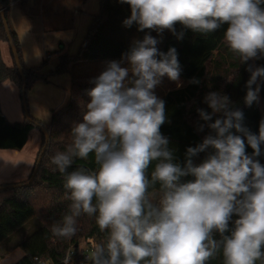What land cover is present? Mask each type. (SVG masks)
Instances as JSON below:
<instances>
[{"label": "clouds", "instance_id": "1", "mask_svg": "<svg viewBox=\"0 0 264 264\" xmlns=\"http://www.w3.org/2000/svg\"><path fill=\"white\" fill-rule=\"evenodd\" d=\"M130 8L125 25L133 22L139 31H175L180 24L195 32L209 33L227 24L224 40L230 51L243 61L264 54V0H120ZM157 40L146 35L128 54L130 68L112 62L95 80L88 111L73 130V142L66 152H57L52 163L60 172L73 156L87 158L95 152L99 172L86 175L73 172L67 178L71 189L73 215L64 218V226L53 228L58 236L75 235V220L83 212L98 211L97 224L110 229L107 259L105 248L94 245L93 264H205L214 255L217 242L213 230L223 235L235 213L234 230L223 239L225 264H264V166L245 153V141L229 130L245 132L253 155H259L258 141H264V120L259 136L242 129L240 111L225 112L210 127L217 138L207 137L195 155L209 145L216 151L199 166L188 161L187 171L171 162L167 139L160 133L165 122L164 102L152 93L159 78L167 75L179 79L175 48L167 54L158 52ZM159 57V59L157 58ZM247 82L246 103L257 99L259 87L252 85L264 77V67H257ZM131 72L129 83L126 78ZM198 82V81H193ZM214 113L226 108L228 98L217 93L207 96ZM205 121L211 116L201 112ZM233 118L237 123H233ZM227 133V135H226ZM163 158L155 166L152 181H160L165 189L161 207L147 202L149 181L145 170L153 160ZM191 174L194 180L178 183L181 176ZM243 199L238 200L240 194ZM96 198L97 204L92 201ZM121 257L123 259H121Z\"/></svg>", "mask_w": 264, "mask_h": 264}, {"label": "trees", "instance_id": "2", "mask_svg": "<svg viewBox=\"0 0 264 264\" xmlns=\"http://www.w3.org/2000/svg\"><path fill=\"white\" fill-rule=\"evenodd\" d=\"M13 1L0 0V42L9 41L3 19L4 14L23 71H20L16 63L11 45L12 65L4 62L0 48V83L6 80L13 81L19 88L23 102L28 89L38 80L48 82L50 75L61 73L69 74L71 79L69 100L53 111L48 124H43L38 118L29 114L27 103L26 107L23 103L24 118L10 121L0 104V148L22 149L33 128H39L42 136L29 177L18 182L0 184L4 186L0 190V257L8 254L12 249L19 248L23 255L13 264H65L69 250H73L74 258L71 264H88L85 260L86 256L80 251V238H94L99 241L109 238L110 229L102 231L96 222L98 211L88 214L81 210L78 216H73L76 233L71 237L58 236L53 232V228L64 226L66 216L73 215L72 190L65 187L68 176L73 172L95 175L100 169L94 151L90 152L87 158L73 156L64 172H60L52 163V157L57 152H66L72 144L74 139L72 130L79 123L84 122L83 117L91 102L90 92L95 87L96 78L100 75H74L72 70L80 62L128 61V54L136 46V42H142L146 35H151L157 40L155 46L158 52L167 54L169 49L175 48L179 77L184 85L169 89L157 99L164 102L165 122L160 126V133L168 141L167 149L172 154L171 162L185 171H187L189 160L193 166H199L210 155L215 154L216 150L210 145L192 156L188 155V149L198 148L209 136L217 138V132L210 127V124L216 119L223 120L226 111H240L242 116L238 122L241 128L252 135L259 136L260 123L264 120V77H258L252 85L253 90L259 87L257 99L248 105L245 98L248 91L247 82L252 74L249 69L254 71L257 67H264V54H260L253 60L250 58L243 61L238 53L230 51L224 40L227 24H221L219 28L209 33L195 32L179 22L174 25L175 31L168 29L162 32L150 29L139 31V25L135 22L130 26L124 24L130 16V8L126 3H121L120 0H100V9L98 13L92 14L78 51L69 53L61 46L55 50L58 58L55 68L44 71L42 68L45 62L41 66L26 67L24 65L18 33L8 14L9 6ZM260 7L264 9V3ZM130 79L131 72L125 80L126 86H131ZM210 93L227 97L226 108L214 113L206 99ZM202 111L210 115L211 120L205 121L201 116ZM233 123H237L235 118ZM229 131L244 139L246 155L264 166V141H258L259 155H253V149L247 142L245 132H237L235 128ZM44 147L45 150L42 152ZM39 156L41 160L38 162ZM161 161L163 158L151 161L145 170V176L149 181L146 192L147 202L155 208L161 207L166 191L160 181H152L155 166ZM36 167L34 179L27 184ZM190 180H194V177L189 173L181 176L178 183H186ZM243 196L242 193L237 199H243ZM92 203L96 205L94 199ZM238 218L233 213L228 230L223 235L213 230L211 238L217 242V248L205 264H225L223 239L231 235L235 220ZM23 231L24 235L11 249L2 251L16 234ZM104 248L102 259H107V245ZM90 264H93L92 259ZM140 264H147V258ZM256 264L261 262L257 261Z\"/></svg>", "mask_w": 264, "mask_h": 264}, {"label": "rangeland", "instance_id": "3", "mask_svg": "<svg viewBox=\"0 0 264 264\" xmlns=\"http://www.w3.org/2000/svg\"><path fill=\"white\" fill-rule=\"evenodd\" d=\"M78 2L81 3L82 0H54L48 5L49 9H46V4L44 3L46 11L44 12L43 21L38 24L39 27L26 29V32L21 30L18 38L22 59L26 67L41 66L45 62L42 69L50 71L55 68L57 61L55 50L63 46L69 53H76L78 51L80 43L86 34L88 24L91 21V14L98 13L100 9V0H86V12L72 14L73 7ZM39 3H41V0H38ZM14 10L15 7H10L8 10L10 20L13 19V16L15 17ZM37 10V13L41 14L39 6ZM33 21L35 22V26H37L36 22L38 21ZM13 22L14 20H12ZM30 30L33 32L31 33ZM7 42L10 46V42ZM112 62L119 63L121 67H131L129 61L124 60H94L78 63L73 68L72 73L74 75H99ZM180 85H184L180 77L178 80L173 81L165 75L159 78V83L151 91L158 98L162 93ZM69 87L70 78L67 73L52 74L48 82L42 80L36 81L28 89L26 95L29 114L38 118L43 124H48L53 111L63 106L68 99ZM20 105L23 106L22 100ZM93 199L97 204L96 198L94 197ZM22 235H24V231L16 234L2 251L11 249ZM96 244H103V241L97 240L96 243V241H91L87 238H80L79 240L80 251L86 256L85 260L88 261V264H90L91 253L95 251L94 245ZM22 255L21 249H12L8 254L0 257V264H11Z\"/></svg>", "mask_w": 264, "mask_h": 264}, {"label": "crops", "instance_id": "4", "mask_svg": "<svg viewBox=\"0 0 264 264\" xmlns=\"http://www.w3.org/2000/svg\"><path fill=\"white\" fill-rule=\"evenodd\" d=\"M53 1L54 0H41V3L39 4L38 0H14L11 2L9 9L10 7H15L13 12L15 17H12L14 24L12 23V25L17 33L20 34L21 30L26 32V29L29 30V28H38L39 22L43 21L44 12L46 9H49L48 5H50ZM85 2L86 0H82V4L78 2L75 7H73L72 14L86 12ZM44 3L46 4V9L44 8ZM38 6L40 7L41 14L37 13ZM91 12L93 13V11ZM33 20L38 21L36 22L37 26H35V22ZM30 32L32 33L33 31L30 30ZM0 48L4 62L7 65H12L13 56L11 54V48L8 42L2 40L0 42ZM68 76L70 78L69 74ZM68 100L69 95L66 102ZM0 104L3 112L10 121L22 120L24 118L25 110L24 107L20 105L21 97L19 88L13 81L6 80L0 83ZM41 138V130L39 128H33L30 131L28 140L22 149L17 150L10 148H0V184L4 182H18L29 177L34 166L38 150L40 148ZM20 257L18 259H20ZM16 261L12 262L11 264L15 263Z\"/></svg>", "mask_w": 264, "mask_h": 264}, {"label": "water", "instance_id": "5", "mask_svg": "<svg viewBox=\"0 0 264 264\" xmlns=\"http://www.w3.org/2000/svg\"><path fill=\"white\" fill-rule=\"evenodd\" d=\"M3 19H4V24H5L6 31H7L8 35H9V42H10V45H11V47H12V51H13V54H14V57H15L16 63H17V65H18L20 71L22 72L23 69H22L21 64H20V59H19V56H18V52H17V49H16L15 44H14V42H13V39H12V37H11V35H10V29H9V26H8L7 20L5 19V15H4V14H3ZM23 103H24V107H26L27 98H26L25 95H24V97H23ZM45 135H46L47 138H48V134H47V131H46V130H45ZM44 150H45V147L43 148L42 152H43ZM40 160H41V157L39 156V158H38V162H39ZM36 172H37V167L35 168V170H34V174L31 176V178H30V180L27 182V184H30V183H31V181H32V180L34 179V177H35V173H36ZM3 188H4V186H0V190L3 189Z\"/></svg>", "mask_w": 264, "mask_h": 264}, {"label": "built area", "instance_id": "6", "mask_svg": "<svg viewBox=\"0 0 264 264\" xmlns=\"http://www.w3.org/2000/svg\"><path fill=\"white\" fill-rule=\"evenodd\" d=\"M88 240H91V241H96L97 243V239H94V238H88ZM107 242L108 240L107 239H103V246L105 247L107 245ZM74 258V251L73 250H69L68 254H67V257L65 259V264H71L72 263V260Z\"/></svg>", "mask_w": 264, "mask_h": 264}]
</instances>
